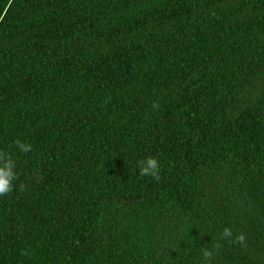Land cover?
<instances>
[{
    "label": "trees",
    "instance_id": "obj_1",
    "mask_svg": "<svg viewBox=\"0 0 264 264\" xmlns=\"http://www.w3.org/2000/svg\"><path fill=\"white\" fill-rule=\"evenodd\" d=\"M0 151V264H264V0H0Z\"/></svg>",
    "mask_w": 264,
    "mask_h": 264
},
{
    "label": "clouds",
    "instance_id": "obj_2",
    "mask_svg": "<svg viewBox=\"0 0 264 264\" xmlns=\"http://www.w3.org/2000/svg\"><path fill=\"white\" fill-rule=\"evenodd\" d=\"M18 146V150L21 153H28L32 151V145L30 143L21 141L17 139L15 141ZM138 167L140 170V175L142 176H151L154 179L158 180L160 178V163L157 158L154 156H148L140 161H138ZM17 161L10 153L0 151V196H4L10 193L17 179ZM221 239H227L232 241H238L243 243L245 241V236L243 234L235 235L233 230L229 227H225L220 234ZM202 255L206 261V264H209L211 258L213 257V247H208L202 249Z\"/></svg>",
    "mask_w": 264,
    "mask_h": 264
}]
</instances>
